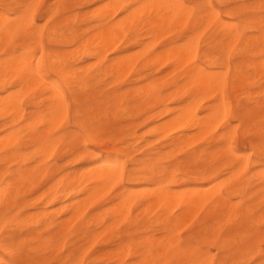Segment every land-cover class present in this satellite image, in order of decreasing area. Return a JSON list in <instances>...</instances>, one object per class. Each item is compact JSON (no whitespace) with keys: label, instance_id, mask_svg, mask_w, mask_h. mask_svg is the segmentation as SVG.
I'll list each match as a JSON object with an SVG mask.
<instances>
[{"label":"bare ground","instance_id":"6f19581e","mask_svg":"<svg viewBox=\"0 0 264 264\" xmlns=\"http://www.w3.org/2000/svg\"><path fill=\"white\" fill-rule=\"evenodd\" d=\"M198 1L213 5L212 0H190L188 3L197 4ZM10 2L13 0H0V6L9 5ZM226 2L219 1L220 4ZM31 3L16 6L12 13L0 12V52L11 47L10 41L15 31L14 24L10 29L4 25L20 17ZM170 3L187 2L131 0L127 4L121 0H110L101 4L100 8L97 7L99 9L93 14L97 24L94 26L96 31L91 34L89 30L79 32L72 28L69 18L57 20L68 11L67 8L46 10L53 21L45 32L44 40L47 42L50 34L56 40L48 48L45 46L42 63L51 65L55 62L60 69L58 73H47L43 77L25 75L17 70V62L0 58V198L3 199V203H0V228L11 230L10 239L14 238L17 244L31 246L25 249V258L37 261L54 257L72 259V254L78 248L72 246L69 254H65V241H70L67 240L70 235L80 240L92 238L96 241L103 234L126 232L130 238L128 244H117L118 248L113 253L97 255L93 261L98 262L105 257L109 262L124 264L130 258L127 252L130 246L132 257L163 261L166 249L152 252L140 248L141 243L134 241L138 232L150 234L144 238V242L150 246L162 242L160 237L151 240L153 232H167L163 241L179 242L181 239L175 236L178 226L184 220L196 219L202 213V219L195 223V228L190 232H238L234 242L239 244V240L246 239L250 215L255 214L256 208L264 204V187L253 191L252 180L256 177L260 184L264 183V157L259 152V123L264 117V87L261 86L264 83V60L260 58L264 49L260 43L261 16L258 15L260 3L233 7L226 11L231 21H225L220 8L214 5V12L201 16L197 9V15L191 18L190 8L169 11L158 7ZM44 18L47 19V16ZM245 24L250 35L237 36L235 27ZM211 26H216L215 32L204 39L205 30ZM192 29L198 30L186 37L185 44L167 42V48L152 57L154 43L162 36ZM218 32L221 34L220 41L216 39ZM149 38L154 41L151 39L147 43ZM125 40L126 46L120 49V44ZM38 46V40L33 42V51H37ZM134 46L141 49L127 54ZM111 50L120 55L109 59L108 52ZM81 57L97 60L89 64L96 67L109 62V67L116 73L132 69L142 58L146 64L158 60L160 64L161 61H170L176 71L182 70L181 82H175V89L170 93L160 94L154 82L152 85L142 84L143 87L130 92L134 100L139 101L140 108L144 102H147V106L155 107L156 104L162 107L154 115L148 116L149 122L156 124L148 131L154 137L153 140L137 132L121 139L113 138V149L98 161V154L90 150L88 142L106 147L107 141L101 138L100 115L94 113L92 107H81V91L84 90V73L87 71L76 69L72 64L73 60ZM34 59L40 60L41 57L27 54L28 62ZM158 62L156 65H159ZM230 71H233L231 77ZM168 74L165 73V76ZM50 77L72 82L74 126L77 127L76 116L80 113L91 129L85 133L83 140V134L63 128L69 119L72 104L67 100L66 93L60 95L53 89ZM159 77L161 80V75ZM41 85L51 89L52 94L45 97L49 103L43 113L29 122V117L37 113L41 100L32 105L35 111L27 117L25 98ZM230 88L235 94L233 101L229 99ZM256 89L262 90L258 92ZM125 95H118L117 110L121 108ZM208 99L209 102L205 104L204 101ZM225 102L229 107L227 119L222 115ZM170 104L176 106L171 107ZM125 110L127 108L122 111ZM234 121L237 124L232 126ZM238 124L239 129L236 127ZM226 126L229 142L240 130L243 142L249 144L257 157L256 161H252L249 154L232 144L231 148H211L212 142L225 143V133L219 131ZM199 140L204 142L206 148L192 150L188 157L198 159L200 164L190 166L185 175L193 182H210V187H200L189 192L183 191V188L182 191L169 188L170 182L178 183L175 180L176 170L168 172L161 160L144 158L136 161L131 157L132 166L129 168L126 160L115 155L126 152L130 156V153L137 152H130L131 149L137 148L141 142L149 146L165 141L166 147L175 152ZM29 144L35 148L31 153H26ZM80 144L84 146L83 151ZM60 146V160H66L67 165L83 163L86 166L55 180L60 168L56 163L51 165L50 158ZM119 169H123L124 175L117 182L113 177ZM252 171L254 173L250 176ZM46 179L48 181L45 184ZM150 184L154 187H149ZM46 186L36 200L27 199L36 188ZM116 188L119 191L115 196L107 199L108 194ZM104 205L107 208L103 209ZM96 206L99 212L88 217V210ZM13 207L16 209L15 214L6 216L4 210ZM122 223L126 224L125 229L119 230L118 226ZM3 239L4 234L0 233V240ZM120 239L123 241L124 237ZM224 240L231 238L224 237ZM51 248L55 251L45 256V250ZM6 256L7 253L0 248V259Z\"/></svg>","mask_w":264,"mask_h":264},{"label":"rangeland","instance_id":"374dc122","mask_svg":"<svg viewBox=\"0 0 264 264\" xmlns=\"http://www.w3.org/2000/svg\"><path fill=\"white\" fill-rule=\"evenodd\" d=\"M109 1L110 0H106L105 2H102L99 0H93V1L92 0H67V1L66 0H55V1L54 0H40L42 5L44 6L45 11L46 10L59 11V10H63V9L67 8L68 11L63 16L59 17L57 20H61L63 18H69V21L72 24V28H76L79 32H81L82 30H89L90 34L94 33L96 31L94 29V26H96L97 22L95 21L93 14H95L96 11L104 3L109 2ZM121 1L129 4L131 0H121ZM185 1L188 3L190 0H185ZM219 1L220 0H212L213 5L215 7L220 8L222 18L225 21H231L232 20V18L226 14V11L230 10L231 8L244 6V5H250L251 6V5H254L256 3H261L260 2L261 0H225V1H227L225 4H220ZM28 3H31V0H13V2H10L9 5H6L7 7H5V6L2 7V5H1L0 6V12L12 13V10L16 6H19V5L25 6ZM199 3H200V1L197 2V4H199ZM97 7H99V8H97ZM200 14H201V16H203L205 13H200ZM258 15L261 16V9L258 11ZM44 19H46V18H44ZM215 30H216V26L209 27L208 29L205 30L203 38L205 39L207 37H210L215 32ZM184 33L185 32H183V31L180 33L173 32V33H170L168 35L162 36L157 42L154 43V46H153L154 50H153L152 57L155 55H158L157 53L164 51L165 48H167L165 45L167 42L170 43L172 41H176L177 45L185 44L187 38H185L183 40L180 39V37ZM151 39L152 38H149L148 42L147 41L146 42L147 43L151 42ZM216 39H217V41L221 40V34L219 32L216 35ZM44 41H45L46 47L48 48L49 47L48 43L46 42V40H44ZM153 41L154 40L152 39V42ZM125 42H126V40L120 44V46H119L120 49H123V47L126 46ZM140 49H141L140 47L134 46L130 49V51L127 54H131L133 52L136 53ZM108 55H109V59H112L116 56H119L120 53H118L114 50H111L110 52H108ZM93 61L95 62L97 60L90 59L88 57L87 58L81 57L78 60H73L72 64H73V67L76 69L87 71L84 73V75L86 77L85 81H84V84H85L84 90L82 89V91H81V99H82L81 107H82V109H87L89 107H92L93 112L96 114H99L100 118H101L100 134H101L102 140L107 141V146L106 147H100V146L94 145L91 141L88 142L90 150H92L98 154V161H99L102 157H105L108 154V152L113 149L114 144L111 143L114 141V140H112L113 138L114 139L115 138L121 139V138H124L126 135H129L133 132H137L138 135H143V134L146 135L148 140L154 139L153 136L148 134V131L153 126H155L156 124L149 122L148 119L150 116L154 115L159 110H161L162 107H158L156 104H154L155 107L147 106L146 105L147 102H144V106H142L140 108L139 101H137V100L135 101L134 97L131 95L130 92H132L133 90H136V89H140L141 87H143V85L144 86L152 85V83L154 82L153 84L156 87V89L158 90V92L160 91V94L165 95L167 93H170L172 90L175 89V87L173 86L174 83L175 82H181L180 80L182 79V77H181L182 70L177 69V71H176L174 69V66L172 65V63L170 61H164L163 60L164 62L161 61V64H160V62H158L160 60H158L157 62L159 65H156L157 62H155V63L150 62V63L146 64L145 60L142 58V59L137 61V63L135 64V66L132 69L125 70L122 72H117L119 74L118 75L116 73V71L111 70V68L109 67V62L102 64L100 67L98 66L99 67L98 68L96 66H91L92 63H94ZM89 64H91V65H89ZM157 66H159V67H157ZM226 70L227 69H222V71H226ZM166 71L172 72V73L168 74V72H166ZM122 73H124V74H122ZM165 73L168 75L165 76ZM48 74H52V72H48ZM125 75H127V76H125ZM160 75H161V80H159ZM178 75L180 78L178 77ZM231 76H233V71H230V77ZM162 77H164V78L162 79ZM256 90L258 92H260L262 89H256ZM228 93H229L230 101H233L235 94H234V92H232L231 88L229 89ZM51 94H52L51 89H46L44 85H41L38 90L35 89V91H32V93L30 92L26 96L25 108H26L27 117H29L30 112L35 111V109L32 108V105L41 100L38 108L36 109L37 113L34 116L29 117V122H31V120L32 121L35 120L36 118H38L43 113L44 109L46 108V105L49 103V101L46 100L45 97L48 98L49 96H51ZM121 94H124V95L126 94V95L122 98V101L120 104L121 108H119V110H117L116 107H117V102H118L117 101L118 95H121ZM66 96H67V100L72 104V109L70 112L69 119L66 121L63 128L68 129V131L76 132L75 131L76 127L74 126V115H73L74 114L73 110L75 108V103L73 100L74 95L71 94V90H70V91L66 92ZM261 97L262 96H260V98ZM208 102H209V99L204 101L205 104H207ZM170 106L174 107V106H176V104H170ZM124 108H127V110L122 111ZM72 115H73V117H72ZM72 119H73V123H72ZM164 120H167V118L163 119V121ZM235 123L237 124V122L234 121L232 123V126L236 125ZM137 126H139V127H137ZM222 129H225V128H221L219 132L225 133L224 131H221ZM139 132H141V133H139ZM227 132H228V129H227ZM84 135H85V133L83 134L81 140H83ZM108 136H110V137H108ZM230 143L235 148H237L238 150H241L242 152H244L246 154L251 153L252 154L251 155L252 161L257 160V157L251 151L249 144L243 142V140L241 138L240 130H238V132L230 139ZM166 144H167V142L164 141L162 143H154V144H151L149 146H144V143L141 142L137 146V148L131 149L132 151H130V152H133V151H137V152L130 153V156H128L126 152L125 153L120 152L119 154L116 153L115 155H118L122 159L126 160L127 166L129 168H131V166H132V161L130 160L131 157H133L136 161H140L144 158H155V159L161 160L162 166L168 172L170 170H176L175 180L178 181V183H175V182L169 183V188L172 190L175 189L178 191H182V188H183V191L187 190L186 192H189L192 190H197L200 187H201L200 189H202V187L203 188H205V187L209 188L210 182H193L192 180H190V178L187 175H185L190 166H196V165L200 164V161L198 159H190L188 157V153L191 152L192 150H198V149L200 150V149L206 148L204 142L199 140V141L195 142L193 145H191L189 147H185L182 150L175 151V152L171 151L170 148H167ZM223 146H225V143H222V142H212V144H211L212 149L220 148ZM83 147L84 146L82 144H80L81 151H83ZM34 148L35 147L32 144H29L28 148L25 151H26V153H31L34 150ZM60 149H61V146L53 154L54 156L50 158L51 159L50 164L52 165V164L56 163L57 166L60 168V170L58 171V175L56 176L55 180H57L62 175L66 174L70 171H73V170H76L77 168H80L81 166H86V164H83V163H75V164L67 165L66 160H60V158H59L58 152L60 151ZM212 149H210V150H212ZM158 150H159V152H158ZM247 152H249V153H247ZM56 158H58V159H56ZM262 163H264V161ZM253 173H254V171H252L250 173V176H252ZM167 177L168 176H166V178ZM47 179L44 181L45 184L48 181ZM252 180H253V184H254V190L253 191H258L264 187V183L260 184L259 179H257L256 177H254ZM189 186H190V188H189ZM149 187H154V186H153V184H150ZM46 188H47V186L36 188L32 193H30L28 195L27 199L36 200L38 197H40V195L45 191ZM118 191L119 190L117 188L114 189L113 191H111L108 194L107 199L113 198ZM104 208H107V206L104 205L103 209ZM98 212H99V210H98L97 206L91 207L87 212V214H88L87 216L90 217L93 214L98 213ZM255 212H256L255 213L256 218L259 215H261V206L257 207ZM202 216H203V213L199 214L196 219H193V220L188 219V221L184 220L178 226V228H177L178 232H175L176 238H180V239L183 238V239L187 240L189 237H192V236L207 235V236L213 237V239L208 240L206 243L207 247H211L212 244L215 242V240H214L215 237H221L222 239H224V237H230L231 241H234L235 237H237L238 232H224V233H222V232H190L191 230H193L195 228V226H196L195 223L200 222V220L202 219ZM63 218H65V216ZM125 226H126L125 223L120 224L118 226L120 228L119 230H124ZM185 233H187V235H185ZM148 235H150V234H148V232H138V234L134 238V241L142 243V242H144V238L147 237ZM166 235H167V232H153L151 240L154 241L160 237V239L163 241L166 239ZM121 237H124L123 241L120 239ZM109 238H111V239H109ZM67 240H70V241H67V243L65 245L67 254H69V249L72 246L78 248L77 252L75 254H72L73 260H78V259H82V258H90L93 260L94 258L97 257V255H102L103 253L104 254L105 253H108V254L113 253V251L116 248H118L117 244L123 243L124 245H126L130 242V238L128 236H126V232H112L110 234H103L96 241H93L92 238L80 240L78 237H74V235H70ZM244 240H246V239H242L239 241H244ZM80 242H82V243H80ZM69 243H72V244H69ZM202 243H203V241H202ZM147 244H148V242H147ZM256 244H257V249H258L259 248V240L258 239L256 240ZM87 246L89 247V249L87 248ZM83 252H87L88 257H84ZM103 259L99 260L98 262L107 261V260H105L106 259L105 257H103Z\"/></svg>","mask_w":264,"mask_h":264},{"label":"snow or ice","instance_id":"6c2138e0","mask_svg":"<svg viewBox=\"0 0 264 264\" xmlns=\"http://www.w3.org/2000/svg\"><path fill=\"white\" fill-rule=\"evenodd\" d=\"M7 7V6H5ZM161 9H168L169 11L175 9H191V16L197 15V9L200 13L214 12L213 5L210 3H199V4H161L158 6ZM261 48L264 49V0H261ZM47 16V19L44 17ZM53 21V17L48 15L44 9V6L40 0H34L33 3L29 4L23 14L18 17L15 21L5 24L6 29H10L15 25V31L10 41L11 47L4 49L0 52V58L5 61L17 62L19 67L18 71L25 74H34L43 77L48 72L60 71L59 66L53 62L51 65L42 63L45 49V32L50 28V22ZM198 29H192L189 32H185L180 39L183 40L188 36H191L193 32ZM237 36L250 35L247 30V25H237L234 29ZM39 41L37 51H33L32 44L35 41ZM56 37L49 35L48 46H50ZM242 42V41H241ZM22 49V51H21ZM31 53L33 57L39 55L40 60H33L28 62L27 54ZM261 60H264V51L261 52ZM53 89L63 95L64 93L74 90L73 84L68 80H60L59 78H49ZM5 84L7 81H4ZM67 84V87H65ZM226 86V85H225ZM264 87V83L261 85ZM229 107L225 102L223 107L222 115L224 119L228 118ZM76 120L78 121L75 129L77 134H84L91 131L87 121L83 119L80 113H77ZM237 129L240 128L238 124ZM228 126L221 131L225 132V146L231 148L232 145L228 140L229 133L227 132ZM255 145L253 151H255ZM259 152L264 157V117H262L259 123ZM252 154L249 153V156ZM123 169L118 170V174L113 178L119 182L123 178ZM11 179V177H8ZM0 203H3V199L0 198ZM6 216L15 214L16 209L6 208ZM261 213H264V204L261 205ZM0 233L4 234V239L0 240V248L7 253L6 258L0 259V264H119L118 261H93L90 258H82L78 260L63 259V258H52L42 259L37 261L35 259L25 258V249L31 246L24 244H17L11 237V230H5L0 228ZM187 235V233H185ZM213 237L204 236H192L187 240L181 239L179 242L176 241H162L160 245L150 246L147 243L142 242L140 248L157 252L162 248L166 249L164 256L166 257L163 261L156 259L147 258H136L132 257L131 246L127 249L129 259L124 261V264H264V215H261L257 220L255 214H251L249 217V228L246 231V240L234 242L231 240H224L221 237H215V242L211 247H207L206 243ZM259 240V248L257 249L256 240ZM203 241V243H202ZM65 241V245H66ZM54 252L55 249H46L44 255L47 256L49 252ZM139 253V249L137 250ZM66 253V248H65ZM142 255V254H141ZM84 257H88V253L84 252Z\"/></svg>","mask_w":264,"mask_h":264}]
</instances>
